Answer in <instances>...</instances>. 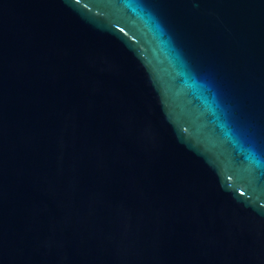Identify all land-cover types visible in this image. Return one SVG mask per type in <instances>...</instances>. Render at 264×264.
Instances as JSON below:
<instances>
[{
	"label": "water",
	"instance_id": "1",
	"mask_svg": "<svg viewBox=\"0 0 264 264\" xmlns=\"http://www.w3.org/2000/svg\"><path fill=\"white\" fill-rule=\"evenodd\" d=\"M0 264H264V0H0Z\"/></svg>",
	"mask_w": 264,
	"mask_h": 264
}]
</instances>
